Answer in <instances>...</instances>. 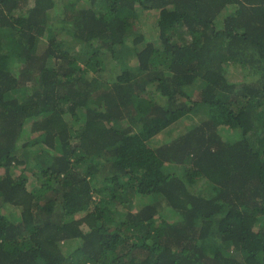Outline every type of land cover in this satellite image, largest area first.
Returning <instances> with one entry per match:
<instances>
[{
	"label": "trees",
	"instance_id": "obj_1",
	"mask_svg": "<svg viewBox=\"0 0 264 264\" xmlns=\"http://www.w3.org/2000/svg\"><path fill=\"white\" fill-rule=\"evenodd\" d=\"M0 171V264H264V0H0Z\"/></svg>",
	"mask_w": 264,
	"mask_h": 264
},
{
	"label": "rangeland",
	"instance_id": "obj_2",
	"mask_svg": "<svg viewBox=\"0 0 264 264\" xmlns=\"http://www.w3.org/2000/svg\"><path fill=\"white\" fill-rule=\"evenodd\" d=\"M98 4V2H97ZM98 6V9L101 7V5H97ZM96 6V7H97ZM63 9L64 7L62 6V3H59L58 2V6L56 7V9H54L56 12V15H58V13L61 11L63 14ZM55 16V15H54ZM156 19H157V12L155 11H144V12H141V15L139 16V19L134 27V31H138V32H141L143 33V35H145L146 39H155V35L158 33V28L156 26ZM130 60V64H132V75L135 74V75H138L139 74V71L134 69L135 65L137 64V61H136V58L135 57H129ZM229 75L231 77H238L242 74V70L239 69V68H236V67H232L230 66V69H229ZM109 73L106 72L105 75H108ZM238 79V78H237ZM177 131V129H176ZM29 131L28 129L25 130V133L23 134V137L25 138L27 135H28ZM168 132H165L164 135H162L161 137L165 138L167 137L168 135ZM35 134L32 135V137H34ZM22 143H25V141H22ZM3 172L0 171V174H2ZM150 197H145V198H140V200L142 202L144 201H148ZM144 199V200H143ZM139 200V202H140ZM11 212L12 215L14 217H18L19 216V209L14 207V206H11V205H8L5 209V212Z\"/></svg>",
	"mask_w": 264,
	"mask_h": 264
},
{
	"label": "clouds",
	"instance_id": "obj_3",
	"mask_svg": "<svg viewBox=\"0 0 264 264\" xmlns=\"http://www.w3.org/2000/svg\"><path fill=\"white\" fill-rule=\"evenodd\" d=\"M19 214H20V210H19ZM18 218V217H17Z\"/></svg>",
	"mask_w": 264,
	"mask_h": 264
}]
</instances>
